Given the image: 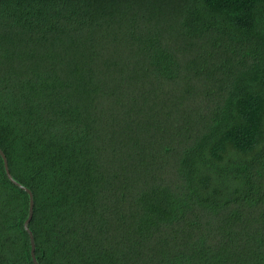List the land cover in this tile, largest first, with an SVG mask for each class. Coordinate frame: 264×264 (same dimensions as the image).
<instances>
[{"label":"trees","instance_id":"obj_1","mask_svg":"<svg viewBox=\"0 0 264 264\" xmlns=\"http://www.w3.org/2000/svg\"><path fill=\"white\" fill-rule=\"evenodd\" d=\"M0 147L40 264H264V0H0Z\"/></svg>","mask_w":264,"mask_h":264},{"label":"water","instance_id":"obj_2","mask_svg":"<svg viewBox=\"0 0 264 264\" xmlns=\"http://www.w3.org/2000/svg\"><path fill=\"white\" fill-rule=\"evenodd\" d=\"M0 155L2 156L5 172L8 176V178L10 179V181L28 193L29 209H28V215L24 221V227H25L26 231L28 232L29 238H30L32 260H33L34 264H40V262L37 259V255H36V242H35L34 233L30 227V222H31L33 214H34V206H35L34 193L29 186L21 183L19 180H17L13 176V174L11 173L10 167H9L7 156L1 147H0Z\"/></svg>","mask_w":264,"mask_h":264},{"label":"rangeland","instance_id":"obj_3","mask_svg":"<svg viewBox=\"0 0 264 264\" xmlns=\"http://www.w3.org/2000/svg\"><path fill=\"white\" fill-rule=\"evenodd\" d=\"M224 53V48L219 47V45L210 46L207 48L202 56H205L209 59V66L207 67L206 71L204 72L205 76L212 75L213 78L221 77L222 70L220 69L221 63L223 62L222 56ZM222 61V62H221ZM221 62V63H220ZM217 81V78L215 79ZM210 87L216 88L215 91L218 90L219 84L215 81H210Z\"/></svg>","mask_w":264,"mask_h":264}]
</instances>
